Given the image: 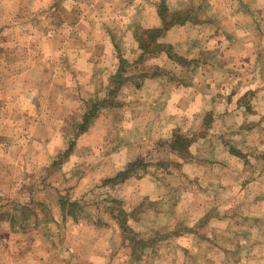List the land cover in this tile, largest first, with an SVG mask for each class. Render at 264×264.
<instances>
[{"label":"crops","instance_id":"crops-1","mask_svg":"<svg viewBox=\"0 0 264 264\" xmlns=\"http://www.w3.org/2000/svg\"><path fill=\"white\" fill-rule=\"evenodd\" d=\"M33 1L0 0V142L19 138L7 147L11 176L0 157L10 233L0 264H210L211 251L221 264L264 260V0H64L69 20L56 11V27L72 32L57 33L46 62L32 60ZM225 112L231 135L208 132ZM252 134L262 142L241 140ZM180 140L199 157H185ZM226 140L237 150L220 157ZM135 162L129 178L111 181ZM226 185L235 189L223 199ZM68 186L96 198L115 188L130 211L142 203L128 217L139 221L132 239L111 215L72 212L90 200ZM9 191L18 195L1 198ZM154 229L165 237L151 244Z\"/></svg>","mask_w":264,"mask_h":264},{"label":"rangeland","instance_id":"rangeland-1","mask_svg":"<svg viewBox=\"0 0 264 264\" xmlns=\"http://www.w3.org/2000/svg\"><path fill=\"white\" fill-rule=\"evenodd\" d=\"M63 2H64V0H40L41 7H38L37 9H34L32 11V15H33V21H32L33 26H32V32H31V37H32L31 38V45H32V52H33L32 53V57H33L32 60H35L36 59L38 61V60L41 59L43 61V57L45 56L44 62H46L47 54L49 52H53L55 50V48L59 45V42H57L56 44L53 43V42H55V37H56L57 33L64 35V33H62V32H65L66 34H68L67 33V29H69L70 32H72L71 28H68L67 25L60 26V27L57 26L56 27V22H57L56 11H57V14H58V17L59 18L64 19V20L67 18L65 12H63L62 10H60L61 6H63L62 5ZM70 3H71L70 0H66V2H65V4H70ZM37 4H39V1L38 0L36 2L33 1V6L34 7H36ZM57 5H59L58 8H57ZM71 18L74 19V16H72ZM67 20H69V17L67 18ZM65 22H64V24H65ZM4 34L6 36H8L9 30H5V33ZM13 34L18 35V34H21V33H18L17 31H15V32H13ZM129 44L130 43L128 42L127 45H129ZM11 46H14V45L11 44ZM15 46L16 47L17 46H21L22 47V44L16 43ZM67 46H68V44H67ZM66 58H67V60H66L65 63L66 64L67 63H70L71 62L70 55L67 52H66ZM54 61H56V60L54 59ZM51 97L54 98V95H51ZM51 97L49 96V98H51ZM36 98H38V101H41L43 103H45V101H46V99L44 98V96H43V98H41V97H39L37 95ZM36 109L39 110L38 109V106L36 107ZM41 109H42V107H41ZM225 110H226V108H225ZM225 114L227 116H224V117L220 118L219 120H217L216 123L213 122L212 120L209 121V123L207 124V127H208L207 128V131L209 132L210 131L209 129L211 127V129H214V131H216V130H223L225 133H227V135L230 136L231 135L232 128H234V126L230 125V119L231 118H229V116H228V114L226 112H225ZM15 136H17V135H15ZM72 136H74V135H72ZM15 140H19V138H16V137L13 136V137H10V138H5V140H2L0 142V146L3 145L1 147V149H0V157L3 160L1 163H2L3 169H4L3 170V173H2V174H4V176H7V175L10 174L11 170L8 169V166H9V164H11L12 161H14V157H13L12 153L11 154L8 153L7 147L10 145L11 142H14ZM241 140H244L245 144H254V143L258 144V143H261L262 142L261 140H259L258 137L255 138L254 137V134H252L251 136H249V138H247V139H241ZM185 141L186 140H184V141L183 140H180L178 142L179 147L182 146L184 148L183 149L184 150L183 153L185 154V157H187V158L194 157V158L197 159L199 157V154L196 155L193 149H192L193 151H191V154H187L186 153L185 150H186L187 146H186V142ZM232 141H233V143L238 144L236 142V140H233L232 139ZM34 142H35V144L40 145L41 140H40V143L38 142V140H35ZM230 142H231V140H226L223 143V150H221L220 153H218L220 155V157L228 156L229 153L235 152L237 150V148L233 147ZM58 144H60L59 143V140L52 141L51 142V146H53L54 148L55 147H59V146L60 147L63 146L61 144L60 145H58ZM166 144L167 145H170V147H171V144H168V143H166ZM166 144L164 143L162 145L166 147L167 146ZM245 144H244V146H249V145H245ZM197 145H200V144L198 143ZM247 155L248 154H243V156L241 158L243 162H245V158L246 159L249 158ZM160 158H162V157H160ZM169 159H170V161H166V160L165 161L167 163H169L170 164V167H171V156H170ZM235 164H236L235 161H231L228 164V166L233 167V166H235ZM242 167H244V165H242V164L239 163V168L241 169ZM226 170H228V169H226ZM234 172H235V170H234ZM37 173H40L39 168L37 169L36 173H34V175L37 174ZM225 173L226 174H224V175H227L228 176V180H231V178H233L235 180V178L237 177L235 175L236 173L234 174V177H231V175L233 174V173H231V170H229V171H227ZM243 175L244 176H247L246 173H243ZM10 176H11V174H10ZM244 176H242V178H244ZM3 179H4V177H3ZM258 180L260 182H262V177H259ZM73 188L74 187H72V186L64 187V190L62 192H66L67 195L72 196V197L74 196V198L76 196H82V199L84 200V202L86 200H88V198H89L88 194L83 195L84 194L83 192L85 191L84 188L78 187V188H76L74 190H73ZM221 189H222V191H221L222 197L224 195L223 199H225L227 197V195L235 189V187L230 186V185H226L224 188H221ZM98 191L102 192V195L98 196L95 199V201H93L95 204H92L90 206V209L93 210L92 212L97 213L100 217L102 215H104V216L111 215L112 217H109V220H111V218H112V220H115V222H116L115 224H117L119 226H121V224L122 225H126V228H129L128 231H127L128 232L127 233V236H129L130 239H132V237H133V235H134L135 232L131 228H134V227L137 228L139 226V221H138V219H136V221H137L136 224H134V223H131L130 224V222L128 221L129 220L128 217H130L132 214L135 215L136 212L139 211V209L141 208L142 203L139 204V205H137V207H135V210H131V211L129 210V209H133L131 207H129V208L128 207H123V206L116 207V205L113 207V204H111V205L109 204V201H108L109 195L114 194L115 196H117L116 193H119V190H117L115 188H111V187H104V188H100ZM51 192H54L55 193L54 190L48 191V193L50 195H51ZM106 192H108V194ZM162 192H163V189L162 188H159L157 190V194L158 195H160ZM10 194H12L14 196V195H18V192L12 191V192H10L7 195L1 196V198L6 197V198L11 199ZM5 201L6 202L4 204H1L0 205L2 209L9 208L7 200H5ZM86 205H87L86 203H81L80 202V204L77 205L78 206V208H77L78 211L77 212L80 213V214H86L87 212L85 210H87V209L84 207ZM110 206L113 207V208H111ZM155 207H157V205ZM223 209H228V205L227 204L226 205L224 204ZM48 212L50 213L49 210L47 211V213ZM43 214H46V211H44ZM49 215H46V216L49 218ZM165 220L166 219H161L160 222L161 223H164ZM169 221H170V224H171L170 218H168V221L167 222H169ZM212 226L215 227V225H212ZM195 227H197V226L195 225ZM145 228L146 227L144 226V229ZM154 230L157 231V229H154ZM157 232H160V233H158L160 235L159 236H156V237L154 236V239H152V241H150L149 243H151V244L155 243V241L157 240V238L164 239L165 236H162L161 235V231L158 230ZM9 234L10 233H9V222H8V220H6V221L5 220H0V248H1V242L3 241V239H5L6 237H8ZM32 234L35 235V236H39L38 233H32ZM205 237L207 238L205 240L207 243H210L211 242V243L214 244V242L215 243L216 242H220V239H221V242H223L225 244V246H228L230 244L229 241H224L222 239V237H221L220 234L217 237L215 234H212L211 235L210 233H206L205 234ZM139 238H142L143 239V237L141 235L139 236ZM143 240H145V239H143ZM146 243H147V241H146ZM141 244L142 243H138V245H141ZM144 248H146V247H144ZM259 252H260V254H262L264 252V250L259 249ZM161 253H163V252H161ZM200 253H201L200 251L197 252L195 254V256H198L197 258H199V254ZM192 255L193 254H189L187 256L188 257H191ZM176 256L180 259V256H179L178 253H177ZM205 258L206 259L208 258V261H209L210 264H221V262H222V259H220L221 258V255H219V254L217 255V252H213V251H211V253L209 252L207 254V257L205 255ZM144 259L147 260V257H145ZM262 259L263 258H260V260L258 262H256V263H255V260H254L250 264H263L264 263V260H262ZM177 262H179V261H177ZM171 264H172V262H171Z\"/></svg>","mask_w":264,"mask_h":264},{"label":"trees","instance_id":"trees-1","mask_svg":"<svg viewBox=\"0 0 264 264\" xmlns=\"http://www.w3.org/2000/svg\"><path fill=\"white\" fill-rule=\"evenodd\" d=\"M156 33L157 34H159V30L158 29H150V30H145V32H144V34H146V35H149V36H151V37H154L155 35H156ZM95 107V105L93 106V108ZM92 113V112H91ZM207 123H209V121L207 122ZM83 128V127H82ZM84 129V128H83ZM177 145H178V143H177ZM140 164H142V162L141 163H138V162H135V163H132V164H129V165H127V167L124 169V170H122V171H120L117 175H116V177L115 178H113L111 181H115V180H125V179H127V178H129L130 177V175H131V173L132 172H134L136 169H137V167H138V165H140ZM110 180H106L105 181V183H107V182H109ZM99 189V188H98ZM107 194H108V192H106ZM95 194H97L98 196H100V195H102V192H100V191H97V193H95ZM95 198L96 197H90L89 196V198H88V200H90V201H88V203L89 204H87L88 206H91L92 204V202L95 200ZM87 201V200H86ZM109 201L113 204H115L116 205V207H119L120 205H122V202H120L121 200H120V198H119V196L117 197V196H115L114 194H112V195H109ZM87 203V202H86ZM71 205V209L73 210L72 212H77V209L76 208H78V206L76 205V202H74V203H71L70 204ZM87 205L86 206H84L87 210H88V207H87ZM71 211V210H70ZM123 211V210H122Z\"/></svg>","mask_w":264,"mask_h":264}]
</instances>
